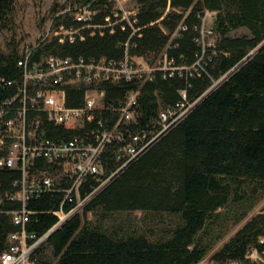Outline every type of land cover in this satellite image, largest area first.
Returning a JSON list of instances; mask_svg holds the SVG:
<instances>
[{"label":"trees","instance_id":"obj_1","mask_svg":"<svg viewBox=\"0 0 264 264\" xmlns=\"http://www.w3.org/2000/svg\"><path fill=\"white\" fill-rule=\"evenodd\" d=\"M14 3L0 0V25L9 20ZM83 8L92 12L87 20L77 18ZM135 8L125 17L116 0H66L52 8L50 31L29 50V60L49 55L117 61L142 57L152 65L166 56L182 69L157 70L143 80L65 85L68 106L82 105L87 90L99 89L104 107L74 129L48 122L41 114L45 135L91 139L98 119L112 129L120 117L115 108L131 91L137 92L139 126L180 100L181 89L194 105L81 213L71 215L36 247L31 264H199L211 252V264H264V205L245 220L264 198V47L249 55L264 40V0H135ZM204 9L216 11L215 43L206 48L201 66L190 68L202 54L195 28ZM24 54L15 47L0 49V106L16 93L15 83L3 81H21L17 62ZM110 150L104 152L106 174L115 167ZM46 167L52 168L39 158L30 168ZM20 177L19 169L0 168V253L8 248L9 233L19 229L7 211L20 208L21 202L6 199V194ZM84 189L89 190L87 185ZM62 198L57 191L29 198L26 230L36 238L48 232L62 216ZM74 204L63 202V210L71 211ZM136 211L142 214L140 223L123 217ZM254 250L258 259L249 257Z\"/></svg>","mask_w":264,"mask_h":264},{"label":"built area","instance_id":"obj_2","mask_svg":"<svg viewBox=\"0 0 264 264\" xmlns=\"http://www.w3.org/2000/svg\"><path fill=\"white\" fill-rule=\"evenodd\" d=\"M91 13L89 9L83 8L77 18L87 20ZM197 16L200 24L195 28L198 31L195 39L201 46L202 54L190 68L201 66L200 61L206 48L215 43L213 24L216 11L204 9ZM17 63L21 68V81H3L4 84L15 83L17 89L0 106V168H16L21 171V177L12 180V190L6 194V199L20 201L21 207L7 211L19 229L9 233L8 248L0 253V264H31V253L50 230L68 219L77 207L90 200L113 177L146 152L194 105L193 101L187 100L185 90L181 89L180 100L164 108L145 126H139L134 108L137 92L131 91L115 108L120 112V117L112 129L105 128L102 120L98 119L96 128L91 132V139L79 135L53 139L45 135L41 114L48 122L74 129L82 128L85 119L91 118V112L104 107L103 91L99 89L87 90L82 105L68 106L63 86L97 84L103 80H143L151 78L157 70L173 72L182 67L173 66L166 56L152 65L140 64L127 57L117 61L82 57L72 59L54 55L31 62L29 51ZM99 97L101 101H98ZM120 122L124 124L123 128L118 126ZM111 148L115 167L106 174L104 152ZM39 158L44 159L52 168L31 169V165ZM86 185L88 191L84 189ZM55 191L63 194L59 209L62 216L48 232L36 238L35 233L25 228L29 220L25 210L26 202L43 192ZM65 201L75 203L69 212L63 210L62 203ZM1 203L0 196V207ZM31 240L33 242L29 243Z\"/></svg>","mask_w":264,"mask_h":264},{"label":"rangeland","instance_id":"obj_3","mask_svg":"<svg viewBox=\"0 0 264 264\" xmlns=\"http://www.w3.org/2000/svg\"><path fill=\"white\" fill-rule=\"evenodd\" d=\"M65 1L66 0H15L13 12L9 20L4 25H0V49L6 51L10 47H15L20 54L29 51L32 47L37 45L41 39L48 35L53 14L52 8L54 6L59 8L65 3ZM116 2L119 7L121 6L127 11H131L133 6H135V0H116ZM238 32H242V30H239ZM220 81H217L215 86ZM98 101H101L100 97L98 98ZM88 201L77 207L75 213H81ZM263 205L264 198L254 207L245 220L258 212ZM123 217H127V219H130L131 221L140 223L141 221L139 220L142 218V214L139 211H136L124 214ZM88 218H93V215L89 213ZM244 221L237 225L233 230L231 229L224 239L216 245L214 250L218 248L223 241L232 236ZM44 242L45 240L40 242L38 246H41ZM44 251L48 256L50 255V249L47 246L44 247ZM211 253H209L199 264H211ZM249 257L252 259H258V254L254 250V252L249 254ZM52 264H56V262L52 260Z\"/></svg>","mask_w":264,"mask_h":264},{"label":"water","instance_id":"obj_4","mask_svg":"<svg viewBox=\"0 0 264 264\" xmlns=\"http://www.w3.org/2000/svg\"><path fill=\"white\" fill-rule=\"evenodd\" d=\"M264 47V40L260 43V44H258V46L254 49V50H252V51H250V53H249V55L251 56V55H253L254 53H256L257 51H259L261 48H263ZM247 59L248 58H245L244 60H243V62L241 63V64H239V65H237V67H235V68H232L227 74H225V75H223L218 81H223L224 79H226L229 75H231L240 65H242L245 61H247ZM225 77V78H224ZM216 83V82H215ZM214 88H209L203 95V97H205L208 93H210L212 90H213ZM107 185V184H106ZM105 185V186H106ZM104 187V186H103ZM102 187V188H103ZM101 188V189H102ZM100 189V190H101ZM99 190V191H100ZM75 212H73L71 215H73ZM63 224V222L59 225V226H57V227H55L53 230H50V232H48L46 235H45V237L44 238H42L40 241H39V243L40 242H43L44 240H46L47 238H48V236L53 232V231H55L57 228H59L61 225ZM39 243L36 245V247L39 245Z\"/></svg>","mask_w":264,"mask_h":264},{"label":"crops","instance_id":"obj_5","mask_svg":"<svg viewBox=\"0 0 264 264\" xmlns=\"http://www.w3.org/2000/svg\"><path fill=\"white\" fill-rule=\"evenodd\" d=\"M120 9L123 11L125 17H127L128 14H133L136 11L135 6H133L131 11H127L121 6H120ZM132 60L140 64H146V61L142 57H133Z\"/></svg>","mask_w":264,"mask_h":264}]
</instances>
